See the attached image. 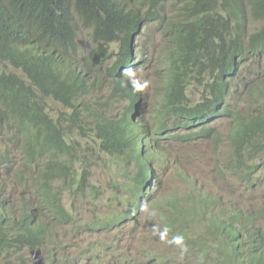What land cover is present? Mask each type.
<instances>
[{
    "label": "clouds",
    "instance_id": "obj_1",
    "mask_svg": "<svg viewBox=\"0 0 264 264\" xmlns=\"http://www.w3.org/2000/svg\"><path fill=\"white\" fill-rule=\"evenodd\" d=\"M217 1L207 18L185 0H91L39 28L19 0L7 50L76 92L63 108L35 81L31 149L0 134V264H264V0Z\"/></svg>",
    "mask_w": 264,
    "mask_h": 264
},
{
    "label": "trees",
    "instance_id": "obj_2",
    "mask_svg": "<svg viewBox=\"0 0 264 264\" xmlns=\"http://www.w3.org/2000/svg\"><path fill=\"white\" fill-rule=\"evenodd\" d=\"M127 1L132 2V0ZM155 1L157 2H151V5L158 9L161 4L159 1L165 0ZM185 1L189 2L195 12L201 13L207 18H210L218 6L217 0ZM15 2L17 6L12 10L11 7ZM21 2L27 23L41 28L50 25L52 22L58 25L72 16L74 12L83 16V12L87 13L89 6L87 3L90 4L91 0H21ZM20 6L19 0H0V98H3L0 101V117L2 118L0 120V134L9 140L13 147L24 143L22 150H26L31 149L29 135L25 130V121L29 117L30 96L36 97L33 90L35 81H39L47 88L51 103L61 105L63 108H69L72 105L67 95H74L76 91L75 88H72V83L57 77L52 66L32 50L28 51V54L20 52L18 55L12 52L14 50H7L8 46L16 43L17 32L21 34L22 31L23 13L19 11ZM240 35V33L234 35L238 42ZM261 35L258 34L259 40H262ZM129 53H131V49L128 48L125 50V54ZM74 68L76 65H73ZM78 69L80 74L77 76L82 79L86 78L87 75L83 68ZM44 99L42 97L37 98L41 102H44ZM6 113L10 115L3 118ZM4 125L9 126V131L3 128ZM12 130L18 134L17 138H13Z\"/></svg>",
    "mask_w": 264,
    "mask_h": 264
},
{
    "label": "bare ground",
    "instance_id": "obj_3",
    "mask_svg": "<svg viewBox=\"0 0 264 264\" xmlns=\"http://www.w3.org/2000/svg\"><path fill=\"white\" fill-rule=\"evenodd\" d=\"M239 19H240V15H239ZM240 23H241V19H240ZM258 62L259 63L261 62V58L260 57H258ZM138 76L141 77V74H138ZM120 86H124L126 88V90H127L128 95H131V93H132V85H131V83H130L129 80H128V82L126 84H124L121 81ZM155 113H156L155 110L151 111L150 112V116L153 118V116L155 115ZM128 114H129V116L131 115V111L129 109H128ZM133 122H134V139H135V144L137 146V149L140 151L142 149V145L145 143V147H148L147 146L148 143L144 140V138H142L141 120L139 118L138 113L136 114L135 120ZM139 167L137 166V168H138V175L140 174L139 173V170L141 169V167L140 168ZM149 182H150V179L148 177V182H146V184H150ZM1 208H2V204L0 205V209ZM25 210H26V212H28V207L27 206H25ZM257 246L260 247L259 244H257ZM54 264H56V263L54 262Z\"/></svg>",
    "mask_w": 264,
    "mask_h": 264
},
{
    "label": "rangeland",
    "instance_id": "obj_4",
    "mask_svg": "<svg viewBox=\"0 0 264 264\" xmlns=\"http://www.w3.org/2000/svg\"><path fill=\"white\" fill-rule=\"evenodd\" d=\"M259 26H260V24H256V23H254L253 25H251V26H250L251 31H249V32L247 31V35H249L251 32H253V31H252L253 29H255V28L259 27ZM248 30H250V29H248ZM245 39H247V36H246ZM149 44H151V43H150V40H149ZM136 72H137V74H141V75H142V74L145 73V68H144V67L142 68V67L138 66V67L136 68ZM1 139H2V138H0V141H2ZM3 142H4V141H3ZM2 144H3V143H2Z\"/></svg>",
    "mask_w": 264,
    "mask_h": 264
}]
</instances>
